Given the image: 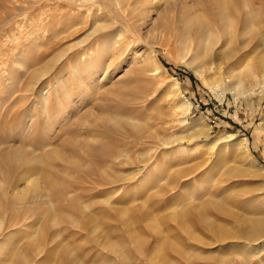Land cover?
Returning a JSON list of instances; mask_svg holds the SVG:
<instances>
[{
    "label": "rangeland",
    "instance_id": "1",
    "mask_svg": "<svg viewBox=\"0 0 264 264\" xmlns=\"http://www.w3.org/2000/svg\"><path fill=\"white\" fill-rule=\"evenodd\" d=\"M247 1L244 31L245 0H0V264H264V226L232 249L238 225L214 208L264 221L231 202L247 187L233 170L262 174L244 148L264 165L245 82L264 0ZM184 16L216 45L187 55Z\"/></svg>",
    "mask_w": 264,
    "mask_h": 264
},
{
    "label": "bare ground",
    "instance_id": "2",
    "mask_svg": "<svg viewBox=\"0 0 264 264\" xmlns=\"http://www.w3.org/2000/svg\"><path fill=\"white\" fill-rule=\"evenodd\" d=\"M240 10L242 12V16L240 17V19H241V22L243 23L244 31H246L249 28L248 26L252 23L251 19H250V6H249V2L247 0H245V4H243V3L241 4ZM227 14H228L226 16L227 19L225 17L224 18L221 17V20L223 22H226V20H232L233 18L235 19V17L236 18L238 17L236 13L233 14L231 11H227ZM184 17L185 18H183V20H180L181 26H179V22H177L174 29H181L180 27H182L181 32L179 33V37L181 40V46L184 45L182 49H183V51L186 52L187 55L188 54H191V55L196 54V52H198V48H196V47L197 46L199 47V45H203V44H211L214 46L216 45L217 42L214 43V41L211 40L210 32H208V30L205 28L204 24L201 25V23L199 22V19L195 20V22H198V23L192 24L191 22L188 23L186 21V18H189L188 16H184ZM238 19H239V17H238ZM162 32L164 34L163 39H165V42L166 43L171 42L172 36L169 32V29L167 31H165V29H164ZM191 36H193L194 39H191ZM223 41H225V39H223L221 41V45H223V46L229 45L231 43L230 40L228 41V39L225 42H223ZM233 51H234V49H233ZM221 55L222 54H220V56L215 57V58H218V61H219V59H221V58L225 59L227 57L225 55H223V56H221ZM208 65H211L208 67L209 71H212L213 69L217 70V71L219 70L218 68L213 66V64L211 62L209 64H207V66ZM255 71L256 72L253 73L251 76L246 75V78H249L248 81H245L241 77L238 81L239 82L238 85L239 84L242 85L243 83H241V82L245 81L247 83L246 84L247 88H249L253 93H257V91H258L259 92L258 103H260L262 100H264V65H262V68L261 67L256 68ZM197 72L204 75L203 72H200L198 70H197ZM220 74L223 75V73H220ZM229 138H231V137H229ZM246 140L247 139H245V138L243 139L244 142H246ZM242 155L245 156L246 160H249V162L253 166V168L254 167L258 168V172H260V173L262 172V174H259V173L258 174H251L247 171L248 169L247 170L241 169V167L238 170H236V169L233 170L232 172L236 173V175H237L235 177L238 180L240 179V181L242 180L247 185V187L246 188L244 187V190L241 193H239L236 197H233V198L231 197L233 199L231 202H236L239 200L241 201L242 198H244L246 201L255 202L254 207H256L257 210L262 211V214L261 213H259V214H261V216H264V202H261V203L257 202V198L255 197V193H254V189H253L254 184L251 181L252 178L257 176V175H259V177H262V179L264 180V165H262L260 162L258 163V160L254 156V154L248 149V147L244 148ZM246 163H247V161H246ZM230 173H231V171H230ZM263 191H264V188H263ZM262 197L264 198V192L262 194ZM231 205H232V203H231ZM214 208H215V211L217 212L218 216L224 217V218H226V220L231 219L235 224L238 225V230L236 232L229 233L227 236V239L231 238L232 240H234L232 243H230V248L233 249L235 247H238V248L239 247H241V248L246 247L245 249L249 248L251 250L252 249L251 248L252 241L257 240V237L260 234L261 227L264 226V221L257 220V222H255V221L249 222L245 218L237 217L238 215L237 216L235 215L233 210L229 207V204L221 205V207H214ZM256 214H258V212ZM221 238L222 237H220L218 239V242H220L219 240H222ZM257 248L259 249V247H257ZM260 249L264 250V240H263V246H260ZM246 251H248V250H246Z\"/></svg>",
    "mask_w": 264,
    "mask_h": 264
}]
</instances>
